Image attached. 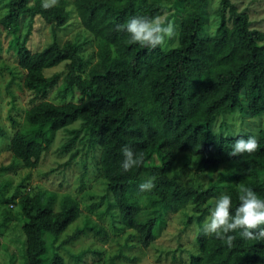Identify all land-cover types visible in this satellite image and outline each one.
<instances>
[{"label":"trees","instance_id":"obj_1","mask_svg":"<svg viewBox=\"0 0 264 264\" xmlns=\"http://www.w3.org/2000/svg\"><path fill=\"white\" fill-rule=\"evenodd\" d=\"M0 1L5 10L0 16V57L6 32L11 37L7 50L19 70L8 87L19 77L38 101L26 114L27 128L17 130L9 142L14 164L37 168L61 131L68 134L60 148L63 153L71 152L83 141L81 135L87 134L89 147L101 150L99 164L107 180V196L113 195L129 229L128 247L134 244L132 240L148 247L167 210L179 212L191 206L209 214L217 197L228 194L234 212L241 187L253 189L264 199V128L234 131L231 122L224 120L216 126L219 118L234 112H240L244 121L264 118V31L253 25L251 16L235 0H217L213 33L207 21L212 0H188L178 44L170 49L142 47L118 28L134 16H162L161 0H58L47 10L42 0ZM75 19L84 33L64 40L60 31L71 28ZM44 25L51 27L52 37L41 47L39 33ZM91 45L92 51L86 54ZM62 65L64 77L59 72L45 74ZM58 85L64 99L75 88L82 97L77 102H52L46 96ZM5 134L0 126V137ZM241 136H256L258 150L229 156ZM124 146L143 157L141 165L127 172L121 167ZM79 153L71 152L69 161ZM181 155L198 158L208 172L220 167L224 171L206 187L187 185L180 176L170 175ZM143 176L155 184L151 191L140 190ZM139 194L146 195L153 210L145 220L139 218L143 211L135 199ZM18 205L26 263L67 264L58 252L47 256L45 235L58 240L83 218L79 201L64 194L57 204L56 193L47 191L34 196L25 193ZM14 206L6 209L4 226L13 217ZM83 221L84 228H90L89 218ZM84 228L78 226L66 242H73ZM203 228L188 264H264V241L244 239L235 232L230 233L235 239L228 246L205 235ZM89 249L100 254L99 249ZM117 256L111 258L112 264H118ZM125 257L138 260L137 256Z\"/></svg>","mask_w":264,"mask_h":264},{"label":"rangeland","instance_id":"obj_2","mask_svg":"<svg viewBox=\"0 0 264 264\" xmlns=\"http://www.w3.org/2000/svg\"><path fill=\"white\" fill-rule=\"evenodd\" d=\"M161 1L164 5V14L160 18L165 24L173 23L178 33V36L166 39L163 44L165 49H170L178 44L180 22L189 9V2L188 0ZM212 3L207 15L210 33L214 31L217 0H212ZM235 3L241 11H246L251 16L255 27L264 31V0H235ZM4 12L0 4V16ZM51 31L49 25H44L42 30L40 29L41 47L50 42ZM60 33L64 40L75 39L79 34L84 33V30L79 27L78 19H75L71 28L68 27ZM3 34V56L0 57V126L5 129L6 134L5 137H0V167L5 168L0 170V239L2 241L0 264H27L23 256L25 234L22 230L18 200L25 193L34 196L38 192L47 191L56 193L57 204L60 203L61 196L64 194L75 197L80 203L83 217L72 224L58 240H54L49 234L45 235L49 250L47 256L58 252L67 264L97 262L112 264L111 258L117 255L115 261L118 264H188L189 254L197 249L200 227L205 225L209 214L204 211L197 212L191 206L179 212L167 210L162 214V220L154 231V241L148 247L145 248L140 242L134 240L132 241L135 245L128 240L131 245L126 246L129 229L122 220L113 195L107 196V180L99 164L101 150L97 147H89L87 134H82L83 141L79 140L71 150V152L80 150L78 156L71 162L69 161L71 152L63 153L60 150L62 144L68 139L67 132L61 131L37 168H24L20 163H13L15 157L10 151L9 142L17 130L27 128L26 114L38 101H35L37 98L34 92L27 89L19 77L8 87V82L19 70L16 67V59L7 50L11 37H7L6 32ZM92 49V45L89 46L86 54H90ZM92 61L95 62L96 57H93ZM64 71L65 66L62 65L46 70L45 74L49 76L55 72ZM64 76L65 73H62L61 78ZM60 84H62L61 80ZM59 85L46 96L50 101L57 104L64 101L77 102L82 97V93L75 88L74 92L68 93L64 99L59 93ZM12 119L17 122L16 126L13 125ZM223 120L231 122V129L234 131L240 129L256 131L258 128H264V118L255 117L244 121L240 112L219 118L216 126L220 127ZM66 162L69 163L66 164ZM153 162L159 163V160L154 159ZM223 171V167H220L218 170L208 172L202 167L198 158L181 155L177 167L170 175L180 176L187 185L206 187L211 179H217ZM149 179L148 176L142 177L143 182ZM14 195H17V198L9 201ZM135 199L143 208L139 218L145 220L151 216L153 210L146 201V195H136ZM12 203L15 204L11 210L13 217L7 220L4 226L5 211ZM84 218L85 220L89 218L90 228H84ZM78 226L84 228V231L73 242H66L68 236L75 232ZM91 247L99 249L100 254L89 251ZM121 250L122 253H120ZM81 252L84 253L76 258ZM125 256L129 258L137 256L138 260L131 262Z\"/></svg>","mask_w":264,"mask_h":264},{"label":"clouds","instance_id":"obj_3","mask_svg":"<svg viewBox=\"0 0 264 264\" xmlns=\"http://www.w3.org/2000/svg\"><path fill=\"white\" fill-rule=\"evenodd\" d=\"M58 3V0H42V7L47 10ZM119 30H126L130 34V41L139 43L142 47L155 49L163 45L166 39L178 36L173 23L165 24L160 17L148 18L134 16L125 25L118 26ZM259 143L256 136H241L236 139L229 156L236 157L244 153L258 150ZM123 161L121 167L125 172L142 164L143 157L133 152L128 146L122 149ZM155 184L151 179L139 185L141 191H151ZM239 205L232 210V198L228 194H221L209 210V216L203 228L207 236L223 240L231 246L235 236L230 233L238 232L244 239L264 241V199L249 187L239 189Z\"/></svg>","mask_w":264,"mask_h":264}]
</instances>
